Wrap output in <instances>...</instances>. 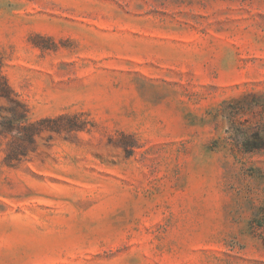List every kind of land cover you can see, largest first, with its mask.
Returning <instances> with one entry per match:
<instances>
[{
	"label": "rangeland",
	"instance_id": "1",
	"mask_svg": "<svg viewBox=\"0 0 264 264\" xmlns=\"http://www.w3.org/2000/svg\"><path fill=\"white\" fill-rule=\"evenodd\" d=\"M0 56L83 114L0 143V264H264V0H0Z\"/></svg>",
	"mask_w": 264,
	"mask_h": 264
},
{
	"label": "trees",
	"instance_id": "2",
	"mask_svg": "<svg viewBox=\"0 0 264 264\" xmlns=\"http://www.w3.org/2000/svg\"><path fill=\"white\" fill-rule=\"evenodd\" d=\"M0 98L6 101L5 106H0V143L5 142L4 162L8 166H16L36 152L39 147L37 136H41L44 131H49L47 140H51L53 133L83 129L78 124L80 116L83 115L80 113L31 119L29 106L9 83L1 56ZM65 119H72L73 122L68 126H61Z\"/></svg>",
	"mask_w": 264,
	"mask_h": 264
}]
</instances>
